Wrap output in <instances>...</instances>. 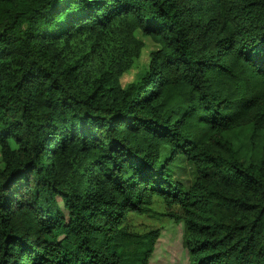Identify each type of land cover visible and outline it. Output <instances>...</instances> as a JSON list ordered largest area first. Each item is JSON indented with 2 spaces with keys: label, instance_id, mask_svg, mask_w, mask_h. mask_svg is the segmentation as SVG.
Returning <instances> with one entry per match:
<instances>
[{
  "label": "trees",
  "instance_id": "16d2710c",
  "mask_svg": "<svg viewBox=\"0 0 264 264\" xmlns=\"http://www.w3.org/2000/svg\"><path fill=\"white\" fill-rule=\"evenodd\" d=\"M0 154V264H150L157 200L190 264H264V0H0Z\"/></svg>",
  "mask_w": 264,
  "mask_h": 264
},
{
  "label": "rangeland",
  "instance_id": "374dc122",
  "mask_svg": "<svg viewBox=\"0 0 264 264\" xmlns=\"http://www.w3.org/2000/svg\"><path fill=\"white\" fill-rule=\"evenodd\" d=\"M135 37L142 42L141 54L133 59L130 68L122 75L121 81L123 85L139 79L148 66L152 51L158 48L157 44L149 37H145L140 33H136ZM228 137L238 149L241 158L251 160L258 157L263 140L262 134L253 136V128L245 127L233 130L228 134ZM0 167H2L1 154ZM176 171L178 175L185 174L190 179L193 177V169L188 164L177 167ZM152 210L148 214L135 215L131 219L136 230L140 232L155 228L161 230L162 235L150 264H190L189 253L184 239V223L177 222L165 215V213L169 212V209L159 200L154 203Z\"/></svg>",
  "mask_w": 264,
  "mask_h": 264
}]
</instances>
